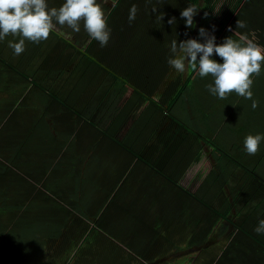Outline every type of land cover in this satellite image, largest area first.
<instances>
[{"label":"crops","instance_id":"obj_1","mask_svg":"<svg viewBox=\"0 0 264 264\" xmlns=\"http://www.w3.org/2000/svg\"><path fill=\"white\" fill-rule=\"evenodd\" d=\"M97 3L106 46L83 22L26 40L20 55L8 46L18 38L0 41V264H264L254 231L264 185L245 179L264 173V139L255 155L244 147L248 134L264 137V62L252 77L255 109L235 92L209 93L214 79L198 69L183 88L191 68L167 63L171 41L203 43L199 29L215 36L217 21L197 8L187 28L186 0ZM240 9L246 27L234 21L232 38L264 48V0ZM222 34L216 44L231 37ZM236 117L252 123L234 134Z\"/></svg>","mask_w":264,"mask_h":264},{"label":"clouds","instance_id":"obj_2","mask_svg":"<svg viewBox=\"0 0 264 264\" xmlns=\"http://www.w3.org/2000/svg\"><path fill=\"white\" fill-rule=\"evenodd\" d=\"M197 10L195 5H189L181 10L180 15L184 18L187 28L193 27V17ZM136 13L137 8L133 5L128 16L130 23L136 18ZM81 22L92 39L98 41L102 47L107 45L110 29L97 0H65L59 8L50 9L46 0H0V41L9 35L18 38V42L8 43L14 55H20L25 50L26 40L33 43L47 40L57 25H66L74 32H79ZM168 23L175 24L176 18H170ZM245 27L244 21H236V28ZM199 36L204 39L203 43L197 39L177 43V40L173 39L170 46L172 56L167 63L179 73H183L187 65L192 70L198 69L200 77L211 75L214 84L206 86L209 93L225 99L228 94L235 92L245 99L252 100L251 107L257 108L258 102L253 100L251 91L252 77L260 75L261 64L264 62V48L246 35H240L238 40L226 37L221 44H216L215 36L210 35L203 27L199 29ZM214 53L222 62L211 58ZM262 139L264 137L260 134H248L244 139L245 151L249 155H255ZM254 231L264 234V219L258 222Z\"/></svg>","mask_w":264,"mask_h":264},{"label":"trees","instance_id":"obj_3","mask_svg":"<svg viewBox=\"0 0 264 264\" xmlns=\"http://www.w3.org/2000/svg\"><path fill=\"white\" fill-rule=\"evenodd\" d=\"M186 1L189 4H191V5H195V6L197 5V8H199V11L201 12L199 15H201L202 17L211 16L212 18H214L215 15H213V10L212 9L214 8L217 0H186ZM242 1L243 0H224V3H225V6L226 7L225 8H221L220 10H218L219 13H218V16L216 18V21L218 22V28H217V30L215 32V38L217 40V41L215 40V43L218 42L219 37L221 35H223L222 34L223 31L225 32V34L226 33H229V35L231 37H233V36H234V38L236 37L235 35H232V34H234L233 33L234 30L232 31V28L234 29V26L232 27V23L234 21H236L238 19V15H240L239 10H241L240 8H241V6H242V4H243V2L245 0L243 2ZM205 13H207V15H205ZM193 20H194V17H193ZM229 28H231V31H229ZM92 65H93V63H92ZM105 67H106V70H107L108 69L107 66H105ZM195 71L196 70L190 69V71H189V73L187 75V79H186L187 81L183 85V88L188 84V79L190 78L191 73H195ZM115 78H120V77H115ZM172 86L175 87L174 85H172ZM44 90L48 94H50L54 100H61V99H58V96L53 95L52 90H50V91L48 89L47 90L44 89ZM178 98H179V96H178V93H177L175 95V97L172 98V101L173 100H176ZM62 101H64V100L62 99ZM165 112L171 118L175 119L174 116L171 114L170 111H168V112L165 111ZM238 119H240V118H237L236 117L235 123H233V125H232L233 128L231 127V130H233L234 134L237 133L238 130H239L238 132H240L241 130L245 129L248 124L252 123V121H250V120L241 122V120L238 121ZM176 120H178V119H176ZM190 132H191V134L195 133V132H192V131H190ZM233 148H236V147H233ZM261 148L263 150L262 153L264 155V141L261 144ZM231 161H232V163L234 165H237L238 164L237 163L238 158H236L235 156L232 157V155H231ZM239 162H241V161L239 160ZM240 165H242V164H240ZM245 177H246L245 179H247V180H250L251 178H253L256 181H258L259 183H261L262 185H264V173H259V172H256L255 170H246ZM246 183H248V182H246ZM263 188L261 190V193H262L261 194V197L259 198V206H260L259 207V210L264 212V189ZM244 227L247 228L246 221L244 223ZM242 230H244V229H242ZM244 232L246 233L245 235L247 237L253 239L256 243H260V241L256 240V237H253L252 235H250L246 230H244Z\"/></svg>","mask_w":264,"mask_h":264},{"label":"rangeland","instance_id":"obj_4","mask_svg":"<svg viewBox=\"0 0 264 264\" xmlns=\"http://www.w3.org/2000/svg\"><path fill=\"white\" fill-rule=\"evenodd\" d=\"M222 4L223 5H225V3H224V0H217L216 1V4H215V6H214V8H213V15H215L214 16V19L215 20H211V19H208V17H206V21H215L216 22V18H217V16H218V13H219V11L218 10H220L221 9V6H222ZM224 8V7H223ZM205 21V22H206ZM205 22H204V24H205ZM216 25H214V28H216V26H217V23H215ZM208 25H213V23H211V22H207L206 24H205V26H207L208 27ZM212 28H213V26H212ZM207 32H210L209 30H207ZM252 91V90H251ZM252 93H253V97L255 96V92L254 91H252Z\"/></svg>","mask_w":264,"mask_h":264}]
</instances>
